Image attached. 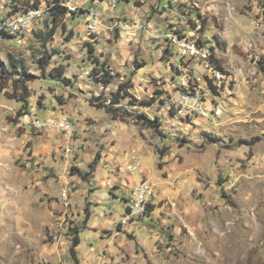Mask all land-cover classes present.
I'll list each match as a JSON object with an SVG mask.
<instances>
[{
  "label": "rangeland",
  "instance_id": "rangeland-1",
  "mask_svg": "<svg viewBox=\"0 0 264 264\" xmlns=\"http://www.w3.org/2000/svg\"><path fill=\"white\" fill-rule=\"evenodd\" d=\"M161 1L175 17L159 25ZM55 6L68 12L49 36ZM38 7L30 31L0 32V64L10 76L0 91V264H75V229L79 264H264V0H0V15ZM132 10L152 18L144 29L154 34L132 58L135 69L170 64L169 74L155 70L152 97L115 66L124 56L120 18L132 20ZM173 30L214 54L230 90L213 89L206 63L182 58L181 46L162 37ZM103 62L113 68L108 86L93 76ZM185 62L206 93L198 110L178 112ZM55 67L62 78L50 75ZM27 77L30 108L20 116L23 102L12 94ZM121 83L129 95L113 104ZM35 116H69L73 136L39 129ZM140 180L153 186L151 208L113 238L98 225L118 224Z\"/></svg>",
  "mask_w": 264,
  "mask_h": 264
},
{
  "label": "built area",
  "instance_id": "built-area-1",
  "mask_svg": "<svg viewBox=\"0 0 264 264\" xmlns=\"http://www.w3.org/2000/svg\"><path fill=\"white\" fill-rule=\"evenodd\" d=\"M54 5L55 3L52 6ZM108 6L115 7L116 2H110ZM41 12L42 9L38 7L34 9L30 8L20 13H13L8 16L0 15V31L14 33L15 35L26 33L31 30L33 22L40 17ZM98 16L99 13L95 9L91 8L88 17V29L90 31H95L97 29L95 19H97ZM152 35L154 37L153 33ZM162 37L176 46H181L180 51L183 52V54L180 55L182 58L184 57L189 60H198L200 61L199 66L201 65V62H205V68H208L209 71H211V73L208 74L210 76L212 75L211 79L214 80L213 85L216 86V90H218V92L222 93L225 90H230L229 87H232L231 81H233L229 78L230 74L215 65L209 49L202 45L200 41L191 39L188 35H182L180 32L175 30L168 32V34ZM188 64L189 62L183 63L184 68H180L181 72L176 79L178 90L180 91L179 96L175 99V106L178 112L184 109L191 111L190 108L198 110L196 108L199 105L198 99L201 101L203 99V94L206 93L202 86L203 79L197 75L196 70L193 71V68L188 69L186 67ZM200 79L202 80L201 82ZM188 102L192 104L190 105ZM33 122L39 129L53 127L54 129L64 133V135L69 138H71L74 133L75 125L69 116H62L55 121H42L35 116ZM130 168L132 170L140 169V162L135 163L134 166H131ZM154 196V189L150 181L140 180L125 200L127 212L118 222L117 227L121 225L123 228H128L135 223L137 218L146 215L149 212V203H153Z\"/></svg>",
  "mask_w": 264,
  "mask_h": 264
},
{
  "label": "crops",
  "instance_id": "crops-1",
  "mask_svg": "<svg viewBox=\"0 0 264 264\" xmlns=\"http://www.w3.org/2000/svg\"><path fill=\"white\" fill-rule=\"evenodd\" d=\"M168 2H170V1H168ZM168 2L163 4L161 1V4H159V5L157 4V6H156L157 8L159 7L158 8L159 10H157L156 13L153 14V16L157 17L158 24L160 21L170 20V18L175 17V16H171L173 12H171V11L167 12V9L166 10H165V8L163 9V7H166V5L169 4ZM152 5H155V2H152V4H150V7H148L149 11L152 9ZM149 13H150V15H152L151 11ZM167 13H170V14H167ZM166 14H167V16H166ZM131 16H134V18L132 20H129L127 18H120L122 20V23L119 24V28H120L119 31H120V38H121L120 40H121V42H122V40H125L122 42L123 43L122 47L124 50V56L122 58V60H123L122 64H120V65L115 64V66L117 68H119V70L123 73L124 76H130L129 73H127V72H130V73L133 72V74L135 76L133 77L132 80H133L135 86L136 85L139 86V84L140 85H143V84L147 85V87H145V90L147 91V93H149L148 96L152 97V95L154 94V88H155V83L152 80L153 78H155V70L157 73L162 72L163 74H169V73H171L170 72V64H168V66H167L168 67L166 69L167 71H164V69L158 65L156 69H154L151 72H148L145 70V68H146L145 66L147 63L144 66L139 67L138 69H135L131 60H133L134 57L136 56V54H138L137 52H140L142 47H145L146 39L149 40L152 38L151 37L152 34L150 35V32L148 33L144 29L145 23L152 21V18L147 19V17H150V16L143 15L141 11H139L137 13L136 10H135V12H134V10H132ZM170 21H172V20H170ZM170 21H168L169 23L167 24V29H166L167 31H169V28L171 27L169 25ZM115 22H116V20H115ZM149 24L151 25V23H149ZM166 30H163V31H166ZM153 43H154V41H153ZM155 44L158 45L157 43H154V45ZM155 48L160 51V49H159L160 47L158 48L157 46H155ZM159 51L157 54H161V52H159ZM138 56H139V54H138ZM115 58L117 59V55L115 56ZM123 62H125V63L123 64ZM112 66L114 67L113 64H112ZM109 199H112V198H110L109 196H107V198H105V200H109ZM118 199H119V197L114 198V200H118ZM125 209H127V208H125ZM88 226H89V223H88ZM98 227H100L101 229H104L106 231H109L108 233H111V231L114 232V229L118 228L115 223L109 224V225L108 224H99ZM89 228L90 227H88V229ZM95 230L98 231V228H96ZM118 233L120 234V232H118V231L114 232L112 234L113 238H115Z\"/></svg>",
  "mask_w": 264,
  "mask_h": 264
},
{
  "label": "trees",
  "instance_id": "trees-1",
  "mask_svg": "<svg viewBox=\"0 0 264 264\" xmlns=\"http://www.w3.org/2000/svg\"><path fill=\"white\" fill-rule=\"evenodd\" d=\"M56 8H54L52 10V21H53V25L54 27L52 28V30L49 32V36H52L54 34V29L57 27V24H58V21H61L64 16L67 14L68 12V9L65 7V6H55ZM1 32V31H0ZM3 34L5 35H8V33L2 31ZM213 54V53H212ZM212 56V59L213 61L215 62L216 66L218 68H222V66L220 65V63L218 62V60L216 58H214V54L211 55ZM10 64L13 68H18L19 67V64H18V61L14 58V56H12L10 54ZM47 64V62H46ZM20 65L22 66V68H25L23 63L20 62ZM100 68H97V70H94L93 72V76L98 80V81H101L103 83L104 86H108V84L111 83L112 81V77L114 75L111 74V68H109L110 66H108L106 63H100ZM140 67L143 66L144 64H141L139 63ZM62 68L60 67H55L51 70L50 72V75L53 76V77H56V78H62L63 77V70H61ZM25 71H26V68H25ZM55 71V72H54ZM10 76L8 75V71H7V67L4 65V64H0V91L4 90L7 88V84H8V80H9ZM28 80H30V78H26V79H23V84L21 86V91L18 92V88H16L15 86V89L13 90V97H15V92L18 93V100L23 102V107H24V112H19V115H23L25 113V111H28L29 110V101H28V98L31 94L30 92V89L28 87ZM210 86H212V88H216L215 85L211 84ZM127 87H129V85H126V83H121L120 87L117 89L116 92L113 93V97L111 99V102L114 104V103H118L120 102L121 99L125 98V96L122 94V92L124 94H126L127 96L129 95V93L127 92ZM156 100V98H155ZM146 103V102H144ZM152 103V102H151ZM108 111H111L112 108L107 106L106 108ZM93 166V164H92ZM75 169V168H74ZM72 168V171L74 170ZM79 173L80 176H82L84 179L88 178L89 176V173L88 172H82L80 171L79 169H76ZM124 200V199H123ZM151 208V206H150ZM149 208V210H150ZM89 219V216L88 218ZM74 229V228H73ZM75 231V236L73 238V245L71 246L70 250H71V254H72V257L73 259L75 260V264H79V258L77 256V250H76V246H78L80 243H81V239L80 237L76 234L78 232L77 229L74 230Z\"/></svg>",
  "mask_w": 264,
  "mask_h": 264
}]
</instances>
